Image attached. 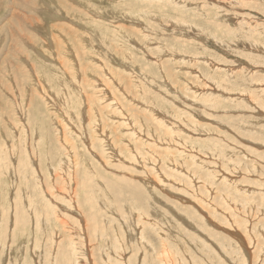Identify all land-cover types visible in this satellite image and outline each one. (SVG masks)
I'll return each instance as SVG.
<instances>
[{"label": "rangeland", "instance_id": "1", "mask_svg": "<svg viewBox=\"0 0 264 264\" xmlns=\"http://www.w3.org/2000/svg\"><path fill=\"white\" fill-rule=\"evenodd\" d=\"M19 1L0 0V264H264V0Z\"/></svg>", "mask_w": 264, "mask_h": 264}, {"label": "bare ground", "instance_id": "2", "mask_svg": "<svg viewBox=\"0 0 264 264\" xmlns=\"http://www.w3.org/2000/svg\"><path fill=\"white\" fill-rule=\"evenodd\" d=\"M19 1V0H18ZM25 1H28V0H25ZM18 3V2H17ZM19 3H20V1H19ZM21 3H22V1H21ZM104 5V4H103ZM4 8V7H3ZM50 8V7H49ZM48 8V9H49ZM50 10V9H49ZM139 10V9H138ZM146 12V11H145ZM22 14V13H21ZM13 17H14V15H13ZM9 19V18H8ZM115 20V19H114ZM5 23V22H4ZM14 24V23H13ZM21 25V24H20ZM50 26V25H49ZM41 28V27H40ZM49 30V29H48ZM20 34H21V32H20ZM28 39V38H27ZM74 39V38H73ZM56 42V41H55ZM94 48V47H93ZM74 52V51H73ZM3 54V53H2ZM31 63V62H30ZM79 68V67H78ZM115 72V71H114ZM87 73V72H86ZM137 73V72H136ZM147 75V74H146ZM145 75V76H146ZM87 76V75H86ZM115 77V76H114ZM63 80V79H62ZM158 84V83H157ZM67 93V92H66ZM213 93V92H212ZM218 93V92H217ZM258 94V93H257ZM162 95V94H161ZM117 102V101H116ZM141 104V103H140ZM244 104H245V102H244ZM257 116V115H256ZM73 129V128H72ZM179 131V130H178ZM85 135V134H84ZM181 135V134H180ZM183 143V142H182ZM177 145V144H176ZM69 148V147H68ZM202 152V151H201ZM243 153V152H242ZM11 154V153H10ZM96 155V154H95ZM13 156V155H12ZM210 156V155H209ZM208 156V158H210ZM92 157V156H91ZM11 158V157H10ZM165 161V160H164ZM0 162H1V160H0ZM4 164L5 163H3L2 165H1V167H5L4 166ZM0 167V168H1ZM10 168V167H9ZM8 168V169H9ZM3 169V168H2ZM2 169H1V171H2ZM6 169V168H5ZM8 169H6L5 171H8ZM4 171V172H5ZM27 171V170H26ZM24 172V171H23ZM94 173V172H93ZM22 175V176H21ZM27 174L26 173H24V175L23 174H19V176L20 177H23V179H21L22 181H24L25 180V186L27 185V176H26ZM0 177H2V176H0ZM18 177V176H17ZM253 177V176H252ZM192 178V177H191ZM2 179H9V176L6 174V176H3L2 177ZM219 179V178H218ZM5 185H7V182H6V184ZM149 192V191H148ZM201 200V199H200ZM39 201H44V207H45V210H46V207L48 208L49 207V204L48 203H46V201L42 198V199H40ZM86 205V204H85ZM33 206H35V205H33ZM24 207V206H23ZM93 209V208H92ZM114 210V209H113ZM53 211V210H52ZM40 212V211H39ZM199 212V211H198ZM50 213V212H49ZM112 213V212H111ZM48 214V213H47ZM54 214V213H53ZM46 215V214H45ZM54 215H56V214H54ZM19 217H21V216H19ZM35 217V216H34ZM41 218H38V220H40ZM57 219V218H56ZM55 219V220H56ZM208 221V220H207ZM45 223H46V225L47 226H51L50 224H51V222L49 221V219L47 218V220L46 221H44ZM57 222V221H56ZM82 224V223H81ZM38 225L40 226V224H39V222H38ZM41 225H42V223H41ZM64 225V224H63ZM207 225V224H206ZM83 226V225H82ZM191 226V225H190ZM41 227V226H40ZM43 227V226H42ZM41 227V228H42ZM51 228V227H50ZM219 228V227H218ZM56 229V228H55ZM96 229V228H95ZM227 229V228H226ZM1 230H2V227H1ZM50 230V229H49ZM52 230V229H51ZM65 230V229H64ZM197 230V229H196ZM44 231V230H43ZM46 231V230H45ZM219 231V230H218ZM2 232V231H1ZM56 232V231H55ZM157 232V231H156ZM20 233H21V231H20ZM47 233V232H46ZM89 233H91V232H89ZM117 233V232H116ZM232 233H234V232H232ZM237 233V232H236ZM2 234V233H1ZM77 234V233H76ZM84 234V233H83ZM241 234V233H240ZM8 235V234H7ZM49 235V234H48ZM105 235V234H104ZM205 235V234H204ZM236 235V234H235ZM1 236V235H0ZM53 236V235H52ZM230 236V235H229ZM16 237V236H15ZM5 238H6V234H5ZM22 238V237H21ZM56 238H57V236H56ZM92 238V237H91ZM98 238V237H97ZM115 238V237H114ZM117 238V237H116ZM0 239H1V237H0ZM145 239V238H144ZM14 241H15V239H13ZM50 240V239H49ZM51 240H52V238H51ZM60 240V239H59ZM66 241H67V239H65ZM84 240V239H83ZM90 240V239H89ZM236 240V239H235ZM244 240V239H243ZM58 241V240H57ZM66 241H63L62 240V242H66ZM96 241V240H95ZM97 241H98V239H97ZM105 241V240H104ZM133 241V240H132ZM204 241V240H203ZM1 242V241H0ZM61 242V241H60ZM70 242V241H69ZM91 242V241H90ZM108 242V241H107ZM119 242V241H118ZM27 243V242H26ZM88 243V242H87ZM201 243V242H200ZM246 243V242H245ZM15 244V243H14ZM32 244H33V242H32ZM60 244V243H59ZM59 244H58V246H59ZM63 244V243H62ZM203 244V243H202ZM243 244V243H242ZM20 245V244H19ZM127 245V244H126ZM10 246H13V245H10ZM42 246V245H41ZM57 246V245H56ZM55 246V247H56ZM64 246V245H63ZM66 246V245H65ZM42 247H44V246H42ZM60 247H62V246H60ZM69 248L70 247H74V245L70 242V246H68ZM67 247V248H68ZM82 247V246H81ZM66 248V247H65ZM66 248V249H67ZM139 248V247H138ZM207 248V247H206ZM39 249V248H38ZM44 249V248H43ZM55 249V248H54ZM59 247L57 248V250L59 251ZM90 246L89 245H86L85 246V248H83V252L82 253H78L79 251H77L78 249H75L76 251H74V250H72V251H69L68 250V254H70L71 256V260H72V263L73 264H82L83 262H84V264H98V260L99 259H101L100 261H101V263L102 264H124V262L125 261H119L118 260V258L120 257L119 256V254H118V252H119V247L118 246H115L114 247V250H115V253H117L118 255V257L117 256H115V257H113L111 254H110V252L108 251H106V259H105V257L102 259V258H99L98 259V257L97 258H95V257H93V259L90 257ZM129 249H130V247H129ZM21 250V249H20ZM62 250V249H61ZM71 250V249H70ZM80 250V249H79ZM166 250V249H165ZM209 250V249H208ZM247 250V249H246ZM35 251H36V249H35ZM54 251V253H55V251L56 250H53ZM82 251V250H81ZM80 251V252H81ZM208 252V251H207ZM249 252V251H248ZM41 253V252H40ZM53 254V253H52ZM101 254V253H100ZM249 254V253H248ZM41 255V254H40ZM46 255V254H45ZM58 255L59 254H57V257H58ZM104 255V254H103ZM209 255V254H208ZM37 256V255H36ZM55 256H56V254H55ZM63 256H66V254L65 255H63ZM187 256V255H186ZM43 257V256H42ZM41 257V258H42ZM51 257V256H50ZM160 258H162L161 256H159ZM188 257V256H187ZM47 258V257H46ZM66 258V257H65ZM64 258V259H65ZM159 258V260H160V262H161V260L162 259H160ZM39 258L37 257V260H38ZM68 259V258H67ZM157 259V258H156ZM186 259V258H185ZM63 260V259H62ZM66 261H68V260H66ZM179 261V260H178ZM244 261V260H243ZM26 262V261H25ZM38 262V261H37ZM62 262V261H61ZM64 263H65V260L63 261ZM69 262V261H68ZM111 262H114V263H111ZM188 262H190V261H188ZM52 263V262H51ZM55 263H56V259H55ZM57 263H58V261H57ZM244 263H245V261H244ZM10 264V263H9ZM59 264V263H58ZM63 264V263H62ZM100 264V263H99ZM126 264H127V262H126ZM131 264V263H130ZM137 264V263H136ZM140 264V263H139ZM143 264H151V262H145V263H143ZM191 264V263H190Z\"/></svg>", "mask_w": 264, "mask_h": 264}]
</instances>
